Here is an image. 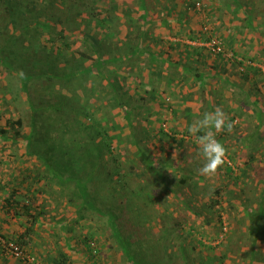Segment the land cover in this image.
I'll return each instance as SVG.
<instances>
[{"label": "trees", "instance_id": "16d2710c", "mask_svg": "<svg viewBox=\"0 0 264 264\" xmlns=\"http://www.w3.org/2000/svg\"><path fill=\"white\" fill-rule=\"evenodd\" d=\"M255 1L0 0V41L12 46L6 51L0 45L5 68L0 67V77L16 74L31 112L30 131L24 136L23 119L15 118V100L10 94L0 97V136L5 139L14 133L16 140L23 135L27 155L41 162L43 169L26 167L21 173L22 191L12 192L2 204L16 203L29 223L27 235L35 233L33 227L41 217L70 232L66 225L73 214L81 227L76 253L87 256L89 264L114 263L113 253L123 264H264V60L260 59L264 36L256 32L264 21L256 20L257 6L251 5ZM222 13L238 22L231 37L222 33L218 22ZM158 32L163 33L161 38ZM211 39L223 42L222 53L204 45ZM154 44L169 47L154 49ZM176 45L187 49L185 61L191 65L203 55L217 58L228 74L240 80L237 95H244L243 101L253 106L257 140L249 150L243 144L240 150L228 151L231 162L222 167L224 182L207 196L210 207L226 211L228 223L218 212L215 218L204 217L197 208L211 186L204 184L198 165L185 158V144L194 148L191 158L201 153H195L200 147L189 128L173 129L177 119L172 81L180 76L182 61L172 59ZM70 56L75 57L73 65L67 61ZM155 56L162 62L156 63ZM163 65L166 75L158 80ZM187 72L195 80L190 85L180 82L188 94L180 97L211 98L202 85L203 72L198 68ZM34 80L46 82L47 99L41 106L31 99ZM244 82L251 84L245 88ZM229 83L227 78L223 87L230 88ZM243 115L242 107L236 106L230 120L233 129ZM228 132L225 128L216 138L221 141ZM148 138L159 142L146 147L149 151L144 154L142 142ZM169 139L172 143L166 146ZM172 151L176 152L172 158L164 156ZM168 173L177 180L176 187L185 189L187 199L168 185ZM198 186L203 192H195ZM102 191L111 192V207L97 205L95 197ZM164 216L172 224L157 222ZM206 223L213 236L197 239L198 227ZM101 240L105 242L100 244ZM5 243L20 248L25 264H42L21 242ZM189 248L199 251L201 258L188 259ZM54 260V264L74 263L66 253Z\"/></svg>", "mask_w": 264, "mask_h": 264}, {"label": "crops", "instance_id": "0c3cea01", "mask_svg": "<svg viewBox=\"0 0 264 264\" xmlns=\"http://www.w3.org/2000/svg\"><path fill=\"white\" fill-rule=\"evenodd\" d=\"M217 5L222 7L220 3H217ZM221 17L222 20L218 22L222 28V33L229 36V33L236 28L238 22L233 23L232 20H230L232 17H228L226 13H222ZM162 34L163 33L158 32L156 36L158 35V38H161ZM168 39L176 41L174 37L169 36ZM186 42L195 45L190 41ZM237 44L238 45L236 46H239V43ZM164 47L168 48L169 45L165 44L159 45L157 47L154 44V49H162ZM172 52L174 53V58H172L173 60L179 62L182 60L180 62L181 65L178 66L180 76L175 78V81H172L175 92L173 95L171 93V97L176 111L175 119H177L178 122H172L174 126L173 129L180 131L184 127H186V129L190 128L194 121L203 117L205 112H212L216 107H221L222 110L229 115L231 120L233 119V116H235L236 106H240L242 107L244 113L242 116V121H240L239 125L235 126L232 131L228 132V135L224 136L225 139L223 138V140L220 142L227 150H240V148L243 147V144H245V150L251 149V146L254 145L255 140H257V136H255V129H257L255 128V113L252 108L253 106H251V104H246L245 101H243L244 95H237V93H240L238 88L240 80L238 79L237 75L228 74L223 66L218 62L217 58L212 57L207 59L203 55L199 61L194 62V65H191L185 61L188 55L187 49L178 47L176 45ZM190 54H193V52ZM144 58H147V56H144ZM154 58L156 63L162 62L161 58H158L157 56ZM166 67L167 66L165 65L163 67L162 73L158 74V80H162L163 75H166ZM192 68H198L203 72L204 83H202V85L208 87V90L212 93L211 98L208 97L207 99L206 97L208 95L205 97L195 96L193 99H189V97H180L183 95L188 96L186 89L179 87L180 82L185 81L187 85H190L195 80L194 75H191L187 72L188 69L192 70ZM145 72V74H147V70H145ZM171 72H174V69H171L170 73ZM227 78H229L230 81L228 84L230 88L228 89L223 87L225 83L227 84ZM244 84L245 88H248L251 83L244 82ZM161 86L164 87L163 82ZM194 91H196L195 88ZM246 99L250 100V96L246 97ZM174 135L178 134L175 133ZM185 147L187 149H185V151L190 152V154L192 151H194V148H191L188 144H185ZM199 150L200 149L195 150V152ZM197 157L201 158L202 153L197 156L193 155L192 158L195 160ZM35 163L38 164L37 160L31 159L20 161L15 160L10 156H5V154L3 157H0V173H3L2 176L0 174V264H25L23 260L16 258L11 253L7 244L5 243V240L17 243L21 242L24 249L36 258L38 257L39 263L42 264H54V259H56L59 253L77 256L76 252L81 244V227L79 224L77 225L73 221V214H71L72 219H69L66 225L67 228L69 227V229H71L70 232H62L65 227L62 228V225L56 224L55 221H52V224H48L47 222H44L43 217H41L37 220V223L33 227L35 233L27 235L26 232H28L27 227L29 226V223L25 219L23 212L20 213V209L16 208V203H11L10 207L2 205L4 200L9 197L12 192L17 190L22 191L21 188L24 184L22 183L23 176L21 173L24 169H26V167L33 168ZM17 195H19V193L16 194V197ZM7 211L9 212L7 213ZM68 215H70V213ZM70 237L72 239H70Z\"/></svg>", "mask_w": 264, "mask_h": 264}, {"label": "rangeland", "instance_id": "374dc122", "mask_svg": "<svg viewBox=\"0 0 264 264\" xmlns=\"http://www.w3.org/2000/svg\"><path fill=\"white\" fill-rule=\"evenodd\" d=\"M193 2V0H191ZM198 2L201 3V0H197ZM252 6H254V8H256L257 6V15L255 14V16H257V22H262L264 21V0H256L254 2V4H251ZM197 16V15H196ZM198 18H200V14L199 16H197ZM254 24V23H253ZM258 34H260L261 36H264V26H261L259 28H257V31H256ZM3 41V40H2ZM0 41V45L2 47H4V50L7 51L8 47L10 49H12V46L9 45V44H6L4 46V41L2 42ZM37 50H36V56L41 60V54H40V50H41V47L40 46H37ZM263 57V60H264V54L263 56H260V59ZM8 58H10L9 61H14V58L12 55H9ZM75 57L74 56H70V57H67V61L68 63L70 64H74L75 63ZM262 62V61H261ZM20 64V63H19ZM18 65H16L17 67ZM0 67L3 68L5 70V68L2 66V64L0 63ZM1 68H0V74H2V71H1ZM12 74V72H11ZM88 84V83H87ZM46 82L44 80H41L39 82H36L35 80L32 81L30 83V95H31V99L33 100L34 103H36L38 106H41L43 105V103L45 102V100L47 99V91L46 88ZM9 95L11 96L12 99L15 100V104H16V117H22L23 119V128H22V133L24 136H27L29 134V121H30V117H31V112H30V108H29V105L26 101L27 97L24 93V91L22 90V84H21V80L19 78H17L16 74H12V75H8V76H5V77H0V97L5 99L6 98V95ZM8 97V96H7ZM1 99V100H3ZM0 100V101H1ZM20 136L18 137L16 140H14V133H12L11 135H9L7 138H2V136H0V157H3L4 154L5 156H10L11 158H14L15 160H19L21 159L22 157L25 158H30L32 159L33 157H29L26 153L27 149L25 146L26 144V140L24 138V136ZM4 137V136H3ZM176 138V137H174ZM155 142H159V140H152L150 138H148V140L145 142H142V143H145V152L144 154H147L148 153V149L146 147H152V143H155ZM166 143V146H169L172 141L169 139V140H166L165 141ZM142 148H144L143 145H141ZM170 148V147H168ZM172 149V148H170ZM229 151V150H228ZM131 152H133V154L131 156L134 157V155L136 154V151L133 149L131 150ZM190 152H187V155L188 157H185L186 159L190 160V161H193V164H196L198 165L197 168H202L205 161L203 159V156L200 158V157H197L195 160L190 156L189 154ZM196 153V152H195ZM229 153V152H228ZM176 154V152H171V153H165L164 156H167L168 158H172L174 155ZM201 153L198 152V155H200ZM195 156H197L195 154ZM140 158L139 156H137V159ZM32 160H36L35 158H33ZM37 163H35L33 165V170L36 168V169H40V170H43L42 169V163L37 161ZM231 162L230 161V158L227 157V162L225 163L226 165ZM191 165L190 163H187L186 166L189 167V168H193L194 165ZM137 165V164H136ZM229 165V164H228ZM225 166V165H224ZM223 166V167H224ZM2 167V166H1ZM222 167L218 170L217 174L215 175V178L212 176V177H206L204 176L205 178V185H208V186H211V189H209L208 191H206L205 193H203V197H202V201H198L197 202V208L202 211V213L206 214L204 215V217H208L209 215H214V218L216 217V213L218 212V214H220V216L222 217V220L227 222L225 220V215L224 213L226 211L222 210L220 207L216 206V207H213L212 204L210 207L208 204V200H207V196L209 194H213V190L219 185L220 182H224V176L222 175ZM138 170V168H137ZM225 170V169H224ZM1 176L3 173H0ZM147 177L148 179H150L151 176H145ZM142 178V180H146L147 182H150L147 178ZM165 178L166 180H168V185H170L171 187H173L174 189H176L178 191L179 194L183 195V190H185L184 188H182L181 185H178L177 184V187L174 185L176 183L177 180H175L174 178V175L171 174V173H168L165 175ZM172 180V181H171ZM230 180V179H229ZM226 182V181H225ZM1 185V183H0ZM169 186V187H170ZM202 186V185H201ZM203 188V187H202ZM201 187H197L195 188V192L196 193H200L201 191L203 192V189ZM158 189L159 190H162L163 189V186L161 184L158 185ZM157 194V193H156ZM153 195V194H152ZM184 198L187 199V196H182ZM96 199V203L99 207L105 209V208H108V207H111L112 204L114 203L113 201V197L111 195V192L109 191H102L100 194L96 195L95 197ZM149 208V206L147 207ZM173 209H175L173 207ZM149 211V210H148ZM180 213H183L186 218L187 217H190V214L189 213H186V212H180ZM157 222H161L162 223H167V224H172V220L170 219L169 216H164V218H160L159 220L157 219ZM228 223V222H227ZM83 229H86L85 227ZM198 230L199 232H197V234H199V236L197 237V239L199 238H203L205 237L207 239L208 236H213V233L211 230V227L208 223H206L202 229L200 227H198ZM83 233L85 232V230H82ZM196 234V233H195ZM202 235V236H200ZM187 236V235H186ZM189 238V237H188ZM192 239H190L189 241H191ZM188 241V242H189ZM105 241L104 240H101L100 241V244L101 243H104ZM207 243H209L207 241ZM192 244H193V240H192ZM206 244V243H205ZM208 245V244H207ZM71 250V249H70ZM189 250V258H195L196 260L200 259L201 257H199V254L200 252L199 251H195V250H191L190 248L188 249ZM177 254V253H176ZM69 256H72L71 254H68ZM74 258V263H78V264H89V261H88V257L87 256H83L81 254H79V256H72ZM114 259V263H110V264H123L122 260L118 258V254L116 253H113L112 254V260ZM180 259V257H176V261ZM191 260V259H190ZM234 260V259H233ZM241 261V260H240ZM174 262H172L173 264ZM233 264H235V262H233Z\"/></svg>", "mask_w": 264, "mask_h": 264}, {"label": "clouds", "instance_id": "9594fccd", "mask_svg": "<svg viewBox=\"0 0 264 264\" xmlns=\"http://www.w3.org/2000/svg\"><path fill=\"white\" fill-rule=\"evenodd\" d=\"M225 128L231 131L233 124L229 115L221 107H216L212 112H205L203 117L194 121L188 129L189 133L195 137V142L199 145L205 161L203 167L197 169L201 175L215 176L227 162L228 150L216 138V134L224 131Z\"/></svg>", "mask_w": 264, "mask_h": 264}, {"label": "built area", "instance_id": "2783aa9c", "mask_svg": "<svg viewBox=\"0 0 264 264\" xmlns=\"http://www.w3.org/2000/svg\"><path fill=\"white\" fill-rule=\"evenodd\" d=\"M199 5V4H198ZM196 45V43H194ZM211 52L215 53V54H219L222 53L224 50V44L222 41L218 40V39H211L209 40L207 43L204 44ZM9 250L11 251V253L18 259L23 258L24 260V254L23 252L20 250L19 247L15 246L13 243H9L7 244Z\"/></svg>", "mask_w": 264, "mask_h": 264}]
</instances>
